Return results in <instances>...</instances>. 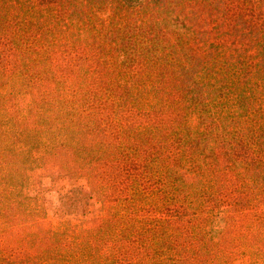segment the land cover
Returning <instances> with one entry per match:
<instances>
[{
    "label": "trees",
    "instance_id": "16d2710c",
    "mask_svg": "<svg viewBox=\"0 0 264 264\" xmlns=\"http://www.w3.org/2000/svg\"><path fill=\"white\" fill-rule=\"evenodd\" d=\"M0 113L57 125L54 151L110 140L55 169L86 177L91 227L42 228L1 151L0 264H206L201 224L264 220V0H0Z\"/></svg>",
    "mask_w": 264,
    "mask_h": 264
},
{
    "label": "rangeland",
    "instance_id": "374dc122",
    "mask_svg": "<svg viewBox=\"0 0 264 264\" xmlns=\"http://www.w3.org/2000/svg\"><path fill=\"white\" fill-rule=\"evenodd\" d=\"M19 104L20 106L28 104V97H22ZM3 115L0 113V119H2L0 155H6L1 152L5 150L8 151L7 155H14L21 160V163H24L22 168L17 166V170L6 172L9 178L12 177L15 189L18 192L21 189L24 191L13 193V197L17 199L24 194L36 197V201L31 199L30 208L34 218H38L41 222L42 228H48L60 220L80 221L86 227L95 225L100 214V205L90 197L86 177L79 173L68 177L55 169L76 163V159L87 161L94 158L92 163L100 165L101 161L96 157L105 155L110 141L109 137L101 142L100 134L89 133L83 128L85 133H80L75 140L69 143L64 134L68 147L65 145L54 151V141L57 142V139H60L57 125H51L49 122H44L45 120L31 119L8 122L5 118L3 119ZM74 141L77 147L70 150L69 145ZM54 157L58 159L55 160ZM17 162L19 163L18 160ZM17 162L15 161L16 165ZM190 176L195 187L201 189L203 187L201 181L195 175L190 174ZM200 227L202 232L206 233L205 241L198 240V235L194 236L196 239L194 238L192 242L188 239L186 243V249L190 247L188 255L192 250L198 249L196 244H199L202 248L199 247L197 257L204 259L206 264H264V241L261 240L264 237V220L259 223L251 215L236 214L221 216L217 219L212 218ZM200 227L198 225L194 229L190 228L198 231ZM224 227L227 230L224 229L221 232L220 230ZM205 230H210V235ZM258 231L262 233L256 242L254 234H258ZM26 233L27 231L21 236L14 237L7 235L2 239L12 242L23 236L31 237L38 231L33 228L27 235ZM252 242H254L253 245ZM157 243H160V239H157ZM177 249L174 251L173 248H166V254L176 253L180 256L184 254L180 247L177 246ZM240 252H243L242 256Z\"/></svg>",
    "mask_w": 264,
    "mask_h": 264
}]
</instances>
